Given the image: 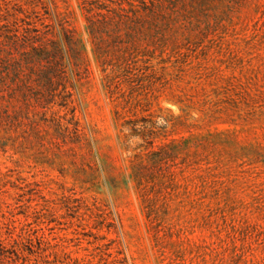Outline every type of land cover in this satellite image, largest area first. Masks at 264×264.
<instances>
[{
  "label": "rangeland",
  "instance_id": "374dc122",
  "mask_svg": "<svg viewBox=\"0 0 264 264\" xmlns=\"http://www.w3.org/2000/svg\"><path fill=\"white\" fill-rule=\"evenodd\" d=\"M0 264H264V0H0Z\"/></svg>",
  "mask_w": 264,
  "mask_h": 264
},
{
  "label": "trees",
  "instance_id": "16d2710c",
  "mask_svg": "<svg viewBox=\"0 0 264 264\" xmlns=\"http://www.w3.org/2000/svg\"><path fill=\"white\" fill-rule=\"evenodd\" d=\"M145 137V136H142ZM151 156L153 160L149 161V162H145L143 154L140 153V155L135 156V160L133 159L132 161V169H133V176H134V181L137 183V190L138 193L140 194V196L142 197L143 201H144V205H147V209H149L148 211V218L150 220V223L152 222L153 219V208L152 207V203H153V199L150 197L148 190L146 188V180L149 176H153V169L151 168H159L162 166V162H164L166 159H168L169 157V151L165 150L168 147L162 146L159 148L158 151L155 152L154 147H155V143L153 142V144H151ZM163 183L165 184V180H162ZM151 204V206H150Z\"/></svg>",
  "mask_w": 264,
  "mask_h": 264
}]
</instances>
